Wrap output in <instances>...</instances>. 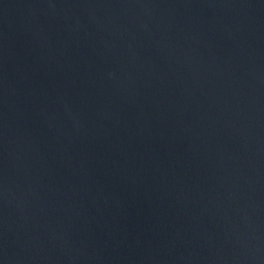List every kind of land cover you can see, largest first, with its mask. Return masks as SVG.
<instances>
[{
  "label": "water",
  "instance_id": "water-1",
  "mask_svg": "<svg viewBox=\"0 0 264 264\" xmlns=\"http://www.w3.org/2000/svg\"><path fill=\"white\" fill-rule=\"evenodd\" d=\"M0 264H264V0H0Z\"/></svg>",
  "mask_w": 264,
  "mask_h": 264
}]
</instances>
